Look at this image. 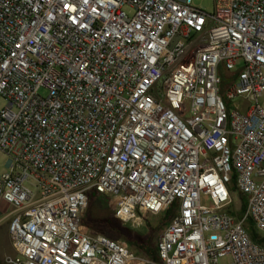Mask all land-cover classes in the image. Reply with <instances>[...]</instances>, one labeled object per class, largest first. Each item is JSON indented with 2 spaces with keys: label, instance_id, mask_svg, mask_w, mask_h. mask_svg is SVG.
<instances>
[{
  "label": "built area",
  "instance_id": "obj_1",
  "mask_svg": "<svg viewBox=\"0 0 264 264\" xmlns=\"http://www.w3.org/2000/svg\"><path fill=\"white\" fill-rule=\"evenodd\" d=\"M214 2L0 0L5 264H264V0ZM90 191L173 209L157 262L86 225Z\"/></svg>",
  "mask_w": 264,
  "mask_h": 264
},
{
  "label": "rangeland",
  "instance_id": "obj_2",
  "mask_svg": "<svg viewBox=\"0 0 264 264\" xmlns=\"http://www.w3.org/2000/svg\"><path fill=\"white\" fill-rule=\"evenodd\" d=\"M193 6L204 11L207 14H213L215 10L214 0H193ZM235 102L240 103V99H236ZM262 104L264 105V97L261 99ZM7 105L6 100L0 97V109L4 108ZM8 157L7 155L0 152V176L8 171L7 167ZM88 207L84 213L83 220L84 222L92 227V229H99L97 224L100 220H112L114 218V213L110 205L109 197L100 195L90 191ZM240 193L233 194V204L231 206L232 211L239 215L242 208L243 200ZM247 201V197H244ZM209 196L202 195L201 203L206 205L209 202ZM168 215L166 212L161 213L158 216H150L148 220H145L140 226H134L132 223H120L119 221L113 222L111 227L103 226L101 227L104 231V235L113 241H121L128 245L129 250L139 258L150 260L148 248L156 250L157 242L168 223ZM7 221L0 223V264H5V257L13 253V248L10 242V237L8 234V222L11 220L9 216ZM112 222V221H111ZM254 224V223H253ZM247 226L251 227L252 222L249 220ZM254 227V226H253ZM129 229L132 233L124 231L127 236L123 237L120 233V229ZM91 229V228H90ZM256 230V228L254 227ZM257 233H259L256 230ZM141 243H145L141 246ZM218 264H231V258L226 256L221 258Z\"/></svg>",
  "mask_w": 264,
  "mask_h": 264
},
{
  "label": "trees",
  "instance_id": "obj_3",
  "mask_svg": "<svg viewBox=\"0 0 264 264\" xmlns=\"http://www.w3.org/2000/svg\"><path fill=\"white\" fill-rule=\"evenodd\" d=\"M242 200H243V204H242V208H241V210H240V214H239V216H241L242 215V213H244V211H245V209H246V204H247V201L245 200V198L244 197H242ZM167 215H168V221L170 220V217H171V215L173 214V209H170V210H168L167 212ZM112 221V222H111ZM117 220L115 219V218H112V220H100V221H98L97 222V224H95L96 226H98L99 227V229H97V230H95V229H92V227H90V226H88L87 224V226L89 227V228H91L92 230H94V231H98V232H100V233H104V231H103V229L101 228V227H103V226H108V227H111L112 226V223L113 222H116ZM167 225V224H166ZM118 231H120V233L119 234H121L123 237H126L127 236V234L124 232V231H127L128 233H132V231L131 230H129V229H120V230H118ZM248 232H249V235H250V237H251V239L253 240V241H255L256 243H258V244H260V245H262V246H264V237L263 236H261L259 233H257L256 232V230L254 229V227L253 226H251V227H248ZM145 243H141V246L140 247H142V245H144ZM148 253H149V257H150V260L151 261H153V262H157L158 261V255H157V251L155 250L154 251V249H152V248H148Z\"/></svg>",
  "mask_w": 264,
  "mask_h": 264
},
{
  "label": "crops",
  "instance_id": "obj_4",
  "mask_svg": "<svg viewBox=\"0 0 264 264\" xmlns=\"http://www.w3.org/2000/svg\"><path fill=\"white\" fill-rule=\"evenodd\" d=\"M6 210H7V211L10 210V208L8 209V207H7ZM3 216H4V215H1V216H0V223H2L3 221H7L6 219H3ZM8 223H9V222H8Z\"/></svg>",
  "mask_w": 264,
  "mask_h": 264
}]
</instances>
